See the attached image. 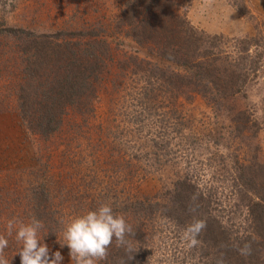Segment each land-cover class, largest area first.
Masks as SVG:
<instances>
[{"label": "rangeland", "instance_id": "rangeland-1", "mask_svg": "<svg viewBox=\"0 0 264 264\" xmlns=\"http://www.w3.org/2000/svg\"><path fill=\"white\" fill-rule=\"evenodd\" d=\"M124 2L0 0V30L91 32L109 43L112 56L91 111L69 109L59 130L44 138L29 132L18 115L21 57L16 40L0 35V236L8 240L4 250L8 264H21L17 253L22 244L15 235L21 223H31L26 214L34 206L35 191L45 190L52 197L53 208L64 211L66 226L101 204L117 209L162 198L184 174L210 183V169L225 175L226 167H233L232 157L243 155V143L233 133L232 115L214 112L200 97L186 101L172 94L154 102L151 111L141 106L133 76L118 70L117 64L128 56L166 64L118 29ZM179 5L193 26L210 35L243 38L264 29V0H235V4L232 0H180ZM236 106L248 110L255 121L254 141L264 162V69L249 86L247 99ZM181 117L185 143L179 141ZM225 201L232 217L244 215L233 200ZM9 221L15 222L11 235ZM40 231L39 243L47 245L50 257L59 251L60 264H73L67 245L61 247L62 232L57 240H48Z\"/></svg>", "mask_w": 264, "mask_h": 264}, {"label": "trees", "instance_id": "trees-1", "mask_svg": "<svg viewBox=\"0 0 264 264\" xmlns=\"http://www.w3.org/2000/svg\"><path fill=\"white\" fill-rule=\"evenodd\" d=\"M179 3L125 0L118 29L166 65L128 56L117 68L131 73L145 110L173 94L186 101L200 97L214 112L232 115L243 155L232 157L233 167H226L225 175L210 169V183L184 174L162 198L112 209L125 219L131 233L124 245L113 239L106 258L96 264H264V162L254 141L255 121L248 110L236 106L247 99L249 86L264 69V29L243 38L210 35L187 20ZM2 34L17 42L21 57L17 109L29 132L48 138L62 126L69 109L91 111L112 62L104 38L91 32L36 34L10 28L1 29ZM181 125L179 141L185 143ZM31 199L34 206L27 217L43 224L44 239L57 240L65 226L64 211L53 208L45 190L35 191ZM226 199L244 210L240 219L232 217ZM193 220H203L206 227L197 236L198 243L189 247L182 237ZM245 244L250 245L249 255L238 250Z\"/></svg>", "mask_w": 264, "mask_h": 264}, {"label": "clouds", "instance_id": "clouds-1", "mask_svg": "<svg viewBox=\"0 0 264 264\" xmlns=\"http://www.w3.org/2000/svg\"><path fill=\"white\" fill-rule=\"evenodd\" d=\"M15 222L7 224L8 234H12ZM206 227L203 220H193L183 232V239L189 241V247L198 243L197 236ZM43 224L33 219L29 224L21 223L16 230L15 239L22 244L19 254L21 264H60L63 257L59 251L49 255L47 245L40 244L38 233ZM131 233L122 216L115 215L112 208L107 204H101L96 210L88 211L86 214L71 220L63 229L62 237L67 245L69 256L73 264H96L108 255V248L113 239L119 245H124L126 234ZM8 247V240L0 236V264H8L4 257V250ZM242 255L250 254V245L245 244L238 249ZM127 251H131L130 248ZM222 264V262H221Z\"/></svg>", "mask_w": 264, "mask_h": 264}]
</instances>
